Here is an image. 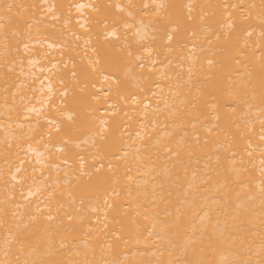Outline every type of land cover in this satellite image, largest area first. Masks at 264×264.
<instances>
[{"label":"bare ground","instance_id":"1","mask_svg":"<svg viewBox=\"0 0 264 264\" xmlns=\"http://www.w3.org/2000/svg\"><path fill=\"white\" fill-rule=\"evenodd\" d=\"M262 137L264 0H0V264H264Z\"/></svg>","mask_w":264,"mask_h":264},{"label":"snow or ice","instance_id":"2","mask_svg":"<svg viewBox=\"0 0 264 264\" xmlns=\"http://www.w3.org/2000/svg\"><path fill=\"white\" fill-rule=\"evenodd\" d=\"M102 123H103V121H102ZM262 139H264V137H262Z\"/></svg>","mask_w":264,"mask_h":264}]
</instances>
